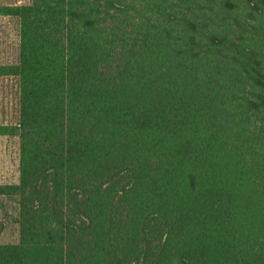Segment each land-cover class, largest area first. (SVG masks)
I'll return each mask as SVG.
<instances>
[{
    "label": "trees",
    "instance_id": "16d2710c",
    "mask_svg": "<svg viewBox=\"0 0 264 264\" xmlns=\"http://www.w3.org/2000/svg\"><path fill=\"white\" fill-rule=\"evenodd\" d=\"M199 2L0 7L20 139L0 264H264L262 2L240 23Z\"/></svg>",
    "mask_w": 264,
    "mask_h": 264
},
{
    "label": "rangeland",
    "instance_id": "374dc122",
    "mask_svg": "<svg viewBox=\"0 0 264 264\" xmlns=\"http://www.w3.org/2000/svg\"><path fill=\"white\" fill-rule=\"evenodd\" d=\"M27 0H0V7L20 5ZM227 0H200L205 7L221 9ZM239 12L226 16L228 23L243 22L250 13V0H232ZM259 23L264 26V0ZM250 31V28L248 29ZM264 33V31H260ZM19 57V19L0 14V65H15ZM18 119V86L16 78L0 76V126H15ZM20 139L16 135H0V185L19 183ZM18 208L15 197H0V244L19 242Z\"/></svg>",
    "mask_w": 264,
    "mask_h": 264
}]
</instances>
